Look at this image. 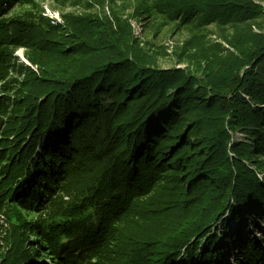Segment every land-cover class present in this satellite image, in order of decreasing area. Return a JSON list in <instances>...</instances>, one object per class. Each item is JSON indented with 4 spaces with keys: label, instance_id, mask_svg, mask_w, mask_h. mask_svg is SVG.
<instances>
[{
    "label": "trees",
    "instance_id": "obj_1",
    "mask_svg": "<svg viewBox=\"0 0 264 264\" xmlns=\"http://www.w3.org/2000/svg\"><path fill=\"white\" fill-rule=\"evenodd\" d=\"M17 1L0 0V14ZM246 3L237 0L234 5L244 4L242 9L250 15L257 8ZM248 28L226 42L231 50L218 48L200 57L194 68L198 73L159 68L140 49L106 39L98 47L88 45L85 57L75 62L36 64L37 71L20 64L26 74L24 87L12 99L16 103L10 120L3 119L8 97L0 95V126H10L11 147L21 150L14 172L20 165L29 166L31 184L22 185V192H33L36 199L37 191L45 195L49 170H71V165L81 170V158L91 157L99 175L80 183L70 195L73 199L63 203L64 213L73 208L79 212L90 205L92 193L106 191L119 200L124 190L125 195L147 193L161 167L182 168L188 185L178 192L184 194L181 198L170 202L161 195L155 204L139 205L136 216L142 221L130 232L131 249L124 252L122 264H190L197 257L220 261L221 253L213 247L219 237L217 224L226 221L224 216L240 220L241 208L252 210L264 194L258 175L263 167L259 157H264V34ZM32 31L31 21L0 19V45L21 37L24 46L27 40L45 46L41 35L33 40ZM80 46L74 48L86 49ZM3 53L0 48V59L6 61ZM235 131L243 138L233 139ZM169 133L176 141L172 136L164 144ZM171 151L172 159L164 161ZM86 226L75 230L70 253L80 252L78 238L86 237ZM237 248L242 264H264V246L254 238ZM16 261L15 253L0 258V264Z\"/></svg>",
    "mask_w": 264,
    "mask_h": 264
},
{
    "label": "rangeland",
    "instance_id": "obj_2",
    "mask_svg": "<svg viewBox=\"0 0 264 264\" xmlns=\"http://www.w3.org/2000/svg\"><path fill=\"white\" fill-rule=\"evenodd\" d=\"M244 1L247 6L257 9L246 15L242 9L244 4L234 5L237 0H19L0 14V19L31 21L33 40L41 35L45 46H35L27 39L28 45L24 46L21 37L10 38L0 45L4 51L2 55L6 57V61L0 59V95L8 97L4 103L3 119L5 121L13 114L11 108L16 102L12 99L19 97L24 87L26 74L20 71L23 70L20 64L37 71L36 64L71 63L83 58L85 51L90 49L88 45L98 47L103 39L140 49L152 57L154 65L159 68H180L198 73L194 68L202 60L200 57L210 56L218 48H229L226 42L245 27L264 34V0ZM226 2L230 4L225 8ZM219 8L228 11L222 14ZM77 44L86 49L77 51L74 48ZM10 132V126H0V258L3 253H15L16 264H57L55 261L60 264H122L124 252L131 249L127 246L130 232L135 222L142 221L136 216L139 205L144 202L155 204L154 199L161 195L170 202L173 197L179 198L178 195L181 198L184 194L178 192L188 185L184 175L181 176L184 169L176 171L172 165L163 166L156 172L155 183L147 193L125 195L124 190L120 200L106 191L99 196L92 193L89 195L90 205L87 203L84 213L83 210L73 211V208L71 212L65 210V214L63 203L70 200L75 188L80 183L88 184L94 175H99L92 158H81V170L77 165H71V170H49V191L41 197L37 191L36 199L33 192L25 194L22 192L25 189L21 188L31 184L29 166L20 165L18 172H14L16 162L20 163L18 156L21 150L11 147ZM172 136L176 141V136L169 133L163 140L164 144ZM232 138L241 139L243 136L235 131ZM173 153L169 152L164 161L171 160ZM259 158L263 167H260L258 175L264 186V157ZM44 182L42 179V186H45ZM174 182L177 187L172 186ZM260 199L264 202V194L259 196L250 211L247 207L241 208L239 221L230 216H224L226 221L221 223L217 221L219 237L213 247L220 251V261H204L197 257L190 264H242L237 247L249 237L263 248L264 203ZM257 209H260L261 217L256 216ZM93 223L95 228L90 227ZM85 224L86 237L82 235L78 238L81 241L77 239L80 252L70 253L75 230ZM222 224L229 229L223 230ZM223 234L227 237L223 238ZM20 248L26 252L22 253ZM80 253H85V257ZM62 258L66 260L61 262Z\"/></svg>",
    "mask_w": 264,
    "mask_h": 264
}]
</instances>
